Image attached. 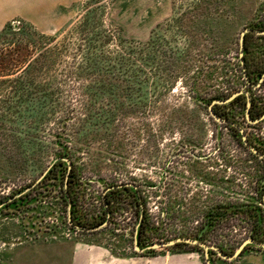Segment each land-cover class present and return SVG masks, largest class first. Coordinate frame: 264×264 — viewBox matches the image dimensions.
<instances>
[{
  "label": "rangeland",
  "instance_id": "rangeland-1",
  "mask_svg": "<svg viewBox=\"0 0 264 264\" xmlns=\"http://www.w3.org/2000/svg\"><path fill=\"white\" fill-rule=\"evenodd\" d=\"M23 26L41 40L18 54L7 41ZM4 27L12 33L0 41V264L13 247L36 242L78 245L83 264H169L178 255L206 264L199 247L137 253L125 191L110 224L72 230L62 186L37 187L63 156L95 212L113 187L138 190L159 242L194 239L227 256L249 235L264 243V161L209 109L242 91L254 120L264 115V71L255 70L264 66V35L247 38L252 86L239 44L245 29L264 32V0H0V34ZM19 57L38 66L15 68ZM240 96L212 109L264 152V120L249 123ZM256 252L264 250L208 259L264 264Z\"/></svg>",
  "mask_w": 264,
  "mask_h": 264
},
{
  "label": "trees",
  "instance_id": "trees-1",
  "mask_svg": "<svg viewBox=\"0 0 264 264\" xmlns=\"http://www.w3.org/2000/svg\"><path fill=\"white\" fill-rule=\"evenodd\" d=\"M11 27H4L0 34V41L7 40V37L11 35ZM30 28L23 26L20 30L19 38L16 41H7V48H11V46H16V51L19 54V50L29 49L30 46H35L40 40L41 37L39 35H36L35 33H32L29 31ZM14 35V34H12ZM252 35V33H248L245 35V43H244V64L245 67V73L247 75V78L250 82H248L249 85L256 84V80L252 79V73L255 72L252 70L249 66L248 59L246 57V54H248V44H247V38L248 36ZM37 38V39H36ZM18 41V42H17ZM7 51V50H6ZM29 52V51H27ZM10 55L2 58V61L4 62H10L9 59ZM10 60V61H9ZM38 60H32L29 59L27 61L26 57L23 59H20L17 61V64L15 65V68L19 66L20 64L24 65V69L28 71H32L36 66H38ZM10 65L5 64L4 67H9ZM35 66L34 68H32ZM262 67L256 66L255 70L258 72V76L263 73L264 66ZM11 72L12 70L9 69ZM241 100V96L237 97L232 103H236ZM216 113V112H215ZM251 113L250 118L254 120V117L252 115L251 110L249 111ZM217 114V113H216ZM218 115V114H217ZM219 116V115H218ZM220 117V116H219ZM260 151V149H258ZM263 151H260V153ZM264 153V152H263ZM65 157V156H63ZM59 157L52 167L47 171V173L37 182V187H55L56 184L62 186L63 193H62V199L64 204L66 205V215H67V223L69 227L74 231H88V230H94L101 225L104 224H110L112 222L113 216L115 213H120L121 209L118 205L120 200V195L122 194V191L127 192L128 198L132 200V203L134 205V208L136 209L134 214L136 215V227L135 234H134V250L136 251V247L139 248V250H142V254H148V255H154L156 252H159L160 250H148L147 248L150 247L152 244L159 242L160 240H163L165 237H162L160 235L159 227H155L150 222L146 220V216L143 209V203L140 199V195L138 194V190H136L133 187L126 186L124 188L120 187H113L114 189H111L107 193L103 194L101 196L100 205L102 207L101 212H95V209L91 207L89 203H87L82 196H79L77 193L79 191V177L77 175L76 169L72 163L70 162V166L68 165L65 158ZM135 189V190H134ZM251 239L260 242L256 236L251 235ZM178 247H190L192 250L195 251H201L196 246H191L187 244H176L173 247L168 248L169 251L175 250ZM137 252V251H136ZM139 253V252H137Z\"/></svg>",
  "mask_w": 264,
  "mask_h": 264
},
{
  "label": "crops",
  "instance_id": "crops-1",
  "mask_svg": "<svg viewBox=\"0 0 264 264\" xmlns=\"http://www.w3.org/2000/svg\"><path fill=\"white\" fill-rule=\"evenodd\" d=\"M80 246L72 247L66 242L22 244L10 249L6 255V264H83L87 254ZM257 260L264 259V253H255ZM169 259V258H168ZM164 258L163 264H168ZM191 260V263H188ZM158 264V263H157ZM169 264H198L191 255H178Z\"/></svg>",
  "mask_w": 264,
  "mask_h": 264
},
{
  "label": "water",
  "instance_id": "water-1",
  "mask_svg": "<svg viewBox=\"0 0 264 264\" xmlns=\"http://www.w3.org/2000/svg\"><path fill=\"white\" fill-rule=\"evenodd\" d=\"M255 33L257 35H264V32H257V31H253V30H250V29H245L242 33H241V37H240V55L242 57V54H243V49H244V43H245V35L248 34V33ZM241 64L243 65L244 64V61L242 60L241 61ZM244 69V68H243ZM264 78V75L262 76V79ZM254 87H258V84ZM240 95H245L247 97V105H246V120L249 122V123H252V124H257L261 121L264 120V115L262 117H260L259 119L257 120H251L250 118V115H249V109H250V95L248 94V92H242V91H239L235 94H233L232 96H230L229 98L227 99H224V100H219V101H216V102H213L211 104V106L209 107L210 109V114L211 116L216 120L218 121L219 123H223V124H226V125H229L231 127H233L234 129H236L240 135H241V140H242V143L243 145L246 147L247 150H249L253 155H255L256 157H258L259 159L263 160L264 161V155L259 153L255 148L251 147L248 143V141L246 140V137H245V133L244 131L241 129V127H239L238 125H236L235 123H232L228 120H225V119H221L219 118L213 111L212 109V106L215 105V104H220V105H225V104H228V103H231L232 101H234L238 96ZM67 161V160H66ZM68 165L70 166V162L67 161ZM262 201L264 203V194H263V198H262ZM187 244V245H191V246H196V247H199L201 248L204 253H205V262L206 264H210V261L208 259L209 257V252L210 251H213L217 254V256L225 261H233L235 259H237L242 251L249 245L251 246H254V247H257L259 249H263L264 250V243H261V242H258V241H255L253 239H248L246 241H244L235 251L234 254L230 255V256H227L225 255L219 248L215 247V246H208V245H205L204 243H201L199 242L198 240H194V239H187V238H179V239H175V240H171V241H167V242H157V243H154L152 244L150 247H148L147 249L148 250H167L168 248L170 247H173L175 246L176 244ZM137 252L139 253H142L143 251L142 250H139L138 247L135 248Z\"/></svg>",
  "mask_w": 264,
  "mask_h": 264
},
{
  "label": "flooded vegetation",
  "instance_id": "flooded-vegetation-1",
  "mask_svg": "<svg viewBox=\"0 0 264 264\" xmlns=\"http://www.w3.org/2000/svg\"><path fill=\"white\" fill-rule=\"evenodd\" d=\"M217 111H218V110H217ZM251 112H252V111H251ZM222 115H224V116H227V117H228V116H229V113H228V111H226V112H223V113H222Z\"/></svg>",
  "mask_w": 264,
  "mask_h": 264
},
{
  "label": "built area",
  "instance_id": "built-area-1",
  "mask_svg": "<svg viewBox=\"0 0 264 264\" xmlns=\"http://www.w3.org/2000/svg\"><path fill=\"white\" fill-rule=\"evenodd\" d=\"M262 203H263V201H262ZM263 204H264V203H263ZM248 237H249V238H251V236H250V235H249Z\"/></svg>",
  "mask_w": 264,
  "mask_h": 264
},
{
  "label": "bare ground",
  "instance_id": "bare-ground-1",
  "mask_svg": "<svg viewBox=\"0 0 264 264\" xmlns=\"http://www.w3.org/2000/svg\"><path fill=\"white\" fill-rule=\"evenodd\" d=\"M192 257H195L194 255H191Z\"/></svg>",
  "mask_w": 264,
  "mask_h": 264
}]
</instances>
